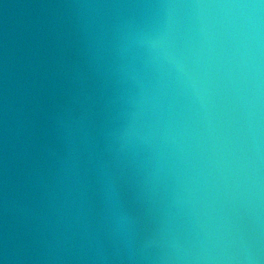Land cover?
Wrapping results in <instances>:
<instances>
[{
    "label": "clouds",
    "instance_id": "1",
    "mask_svg": "<svg viewBox=\"0 0 264 264\" xmlns=\"http://www.w3.org/2000/svg\"><path fill=\"white\" fill-rule=\"evenodd\" d=\"M0 264H264V0H0Z\"/></svg>",
    "mask_w": 264,
    "mask_h": 264
}]
</instances>
